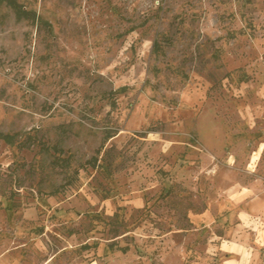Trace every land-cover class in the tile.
Wrapping results in <instances>:
<instances>
[{
  "label": "rangeland",
  "instance_id": "rangeland-1",
  "mask_svg": "<svg viewBox=\"0 0 264 264\" xmlns=\"http://www.w3.org/2000/svg\"><path fill=\"white\" fill-rule=\"evenodd\" d=\"M17 2L36 18L0 3V264L253 244L236 203L264 182V0Z\"/></svg>",
  "mask_w": 264,
  "mask_h": 264
},
{
  "label": "crops",
  "instance_id": "crops-1",
  "mask_svg": "<svg viewBox=\"0 0 264 264\" xmlns=\"http://www.w3.org/2000/svg\"><path fill=\"white\" fill-rule=\"evenodd\" d=\"M255 154L258 159L260 152ZM256 165L251 174L257 172ZM255 178L252 184L244 185L241 191L238 190L236 203L239 208L236 214L237 229L247 232L249 236L252 233L255 242L251 244L249 238H243L244 241L240 242L234 237L226 245H222L220 251L231 256L225 264H264L261 261L264 256V191L257 193L258 189L264 187V182L261 177Z\"/></svg>",
  "mask_w": 264,
  "mask_h": 264
},
{
  "label": "trees",
  "instance_id": "trees-1",
  "mask_svg": "<svg viewBox=\"0 0 264 264\" xmlns=\"http://www.w3.org/2000/svg\"><path fill=\"white\" fill-rule=\"evenodd\" d=\"M0 3L1 4H4L5 3V4L9 5L15 11V14H16V17H17L18 20L30 19V18H33V20H35V18H36V15L34 13L28 12L25 9H23V7H21L18 4L17 0H0ZM159 49H160L159 45L158 44H155L154 45V50H159ZM112 136L111 135H107V140L111 139ZM0 137H2L8 143H13V141H12L13 140V137H11V136H8V135H0ZM106 170H108L107 167H106Z\"/></svg>",
  "mask_w": 264,
  "mask_h": 264
}]
</instances>
